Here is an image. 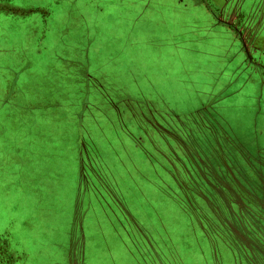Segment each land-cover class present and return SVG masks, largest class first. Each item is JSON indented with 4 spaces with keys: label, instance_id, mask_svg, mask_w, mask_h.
I'll return each mask as SVG.
<instances>
[{
    "label": "rangeland",
    "instance_id": "obj_1",
    "mask_svg": "<svg viewBox=\"0 0 264 264\" xmlns=\"http://www.w3.org/2000/svg\"><path fill=\"white\" fill-rule=\"evenodd\" d=\"M202 1L210 2L214 7H222V11H225L227 17L232 20L234 30L242 34L246 43H252L251 39L258 34L261 27H257L258 24L255 23L256 15L262 12L264 17V4H260L264 0ZM121 3L123 2L116 4ZM105 5V14L95 26L99 40L93 43L89 56H86L85 51L81 52L82 49L76 48L73 50L72 57L60 58L62 61L58 62L55 70L47 74L51 81L52 79L58 81V87L52 88V83H49L50 85H45L46 87L39 91L37 87L41 84L43 74L39 76L36 73L35 77V92H40V103L37 99L35 100L36 104L39 103L35 111L37 118H39L38 109H43L45 113L47 108L54 106L52 102L55 96L63 93L67 98L66 103L56 104V112H71L73 144L78 146L86 144L90 151L83 153V162H86L83 166L86 168L82 170L81 185H77L83 196L78 221L85 222L86 225L84 230L87 236L85 249L87 264L93 262L95 264H113V262L135 264L136 261L138 264H177L178 262L184 264H264V216L256 217L253 212L254 209L264 211V197L256 194L259 196V199H256L254 195L246 191L242 184H236V176H240L245 169L235 167L234 162L238 164L237 160L232 154H225L224 146L220 144L219 138L206 136L209 130H214L210 129V125L212 126L215 121L212 123L202 113H190L192 106H188L189 110L181 109V112L177 113L170 109L167 111L161 102L159 76L155 78L157 82L154 83V87H150L148 83L147 85L145 83L146 78L149 82V74L144 72L137 74L135 71L136 57L111 56L110 42L120 36V31L123 32L122 36L125 38L124 33H128L129 28L126 21L130 19L127 15V5H119V8H116L115 4L107 0H105ZM120 11L122 16L117 22L115 15ZM261 18L262 15L259 19ZM124 43V46H127V41ZM158 43L161 45L160 41ZM101 49H104L103 52L106 53V60L104 59L106 68L99 67L102 58L97 52ZM15 50L7 48L4 51V45L0 47L2 51L0 54V130L4 131V136L0 135V160L3 165V168H0V190L4 188V204L0 199V208L4 206L5 210L14 215L18 208L23 205L26 209L28 204L23 203L22 196H19L20 192L16 193L14 187L21 170V165L17 163L19 159L16 158L15 142L18 139L15 137L14 128L19 127L23 135L28 132L27 122L31 125L32 118L29 113H25V110L32 113L33 105L26 104V102L31 99L34 92L32 88H25L24 91L19 88L20 83L21 87L24 86L22 80L25 85L32 87L33 80L25 78L17 83L19 71L9 66V62H13L16 58ZM66 59L68 62L65 63ZM112 59H115L116 64ZM162 59L166 60V58ZM69 62L89 63L91 71L88 72L85 67L77 69L76 65L71 63L72 66H70ZM155 62L151 64L156 66L161 64ZM6 64L8 67L5 66ZM112 64L117 66L110 67ZM14 66L17 68L16 65ZM11 69L14 72H11ZM173 86L176 84L173 83ZM18 91L23 94H21L22 103L17 99L12 100L20 97ZM186 99V97L183 98L181 103L177 99L175 103L179 108H183L186 105L184 104ZM172 109L177 108L172 107ZM51 111L52 109L47 111L43 122L40 117L42 126L36 129V134L40 130L42 135L49 136L50 133L46 127L55 128L56 124L58 128L55 129H62L61 124L53 119L58 114ZM179 113L184 115L182 120L176 116ZM23 116L26 121L22 118ZM62 124L66 125L65 121H62ZM259 126L263 133L259 136V143L264 147V121H259ZM84 128H88V132H84L85 136H81L80 133ZM101 128H109L110 142L113 144H107L106 138L98 137L97 133L90 132V130ZM46 139L48 138L41 137V140ZM3 140L4 148L2 147ZM100 146H107L106 150H110L111 153L106 155L98 151ZM26 156L28 161H32L30 154ZM116 156L119 157L117 164H121L122 168L112 167L110 160ZM75 157L74 153L71 156L68 155V160L75 162ZM13 175L17 178L13 179ZM120 175L123 180L130 181L129 191L128 185L120 180ZM39 176L43 182L46 180L41 174ZM12 180L15 182L12 183ZM64 181L63 190L58 195L55 193L54 196L56 195L55 198L59 195L66 196L68 200L64 202L63 207H67L71 199L73 205L76 202V188L73 187L75 181L67 178ZM22 183L23 181L17 185L18 188H21ZM70 192L72 198L68 196ZM134 194L140 200L136 202L137 205L132 199ZM89 195L90 198L87 199ZM142 209L148 210L149 213L152 212L156 218L163 221V224L168 225L170 230L176 224L183 229H190L193 235L194 229L197 230L198 235H201L200 230H205L206 235L209 236L204 237L207 239L206 242L200 241L203 250H199L196 246L194 248L184 238H174L173 241L163 243L158 233L160 231L157 232L158 229H154L145 220L140 212ZM63 214V223L56 227L54 233L62 237V244L67 246L71 229V212L64 211ZM106 216H109L110 220ZM5 224H7L6 218L0 221V229H3ZM113 227L121 229L117 230L119 233L126 228L135 236L138 243L136 248L138 255L136 254L137 258L134 261L131 260L136 253L134 248L130 249L134 252L131 257L128 252H123L122 242L117 238L121 234L114 235ZM96 228L101 235L104 232L107 246L112 247L113 256H110L107 249L105 251L102 248L94 249L93 238L97 231ZM78 231H83L80 226ZM122 233L124 240L127 241L128 238L124 231ZM29 237L30 241L26 246L34 251L37 245H40L42 235L33 233ZM127 244L132 247L130 242ZM53 246L55 247L56 244ZM101 246L102 243H100ZM125 248L129 249L128 246ZM53 252L54 249L51 253ZM95 252H98L99 257L92 261L90 254L96 255ZM39 255L41 257L40 253ZM204 257L207 258L206 261Z\"/></svg>",
    "mask_w": 264,
    "mask_h": 264
},
{
    "label": "crops",
    "instance_id": "obj_2",
    "mask_svg": "<svg viewBox=\"0 0 264 264\" xmlns=\"http://www.w3.org/2000/svg\"><path fill=\"white\" fill-rule=\"evenodd\" d=\"M120 1L123 3L119 5L128 6L127 15L130 20L126 23L129 28L128 33H124L125 38L122 36L123 32L120 31V36L110 42L111 56L136 57L135 71L137 74L143 72L149 74V82L146 78L145 83L146 85L148 83L150 87H154V83L157 82L155 78L159 76L161 102L167 111L170 109L177 113L181 112V109L189 110L188 106H192L190 113H202L211 122L215 121L212 126L210 125V129L214 130H209L206 136L219 138L220 144L224 146L225 154H232L237 160L238 164L234 162L235 167L245 169L240 176H236V184H242L246 191L254 195L256 199H259L256 194L264 197V147L259 143V136L263 134L260 131L259 121H264L263 13L259 12L256 15L255 23L258 24L257 27L261 26L260 31L251 39L252 43L248 44L242 38V34L234 30L232 20L227 17L225 11H222V7L211 6L210 2L202 0H107L115 4L116 8H119L116 3ZM261 3L264 4V2ZM105 8V0H0V47L4 45V51L7 48L16 49L14 54L16 58L13 62H9V66L19 71L17 83L27 78L32 79L31 84H34L28 87L29 85H25L22 80L24 86L21 87V83L20 86L18 85L22 91L25 88H32L34 91H32L31 99L29 98L30 100L26 102V104L33 105L32 113L25 110V113L31 115L32 124L29 125L30 123L27 122L28 132L24 135L19 127L14 128L15 137L18 139L15 142L16 158L19 159L17 163L21 165V170L18 178L14 175L12 178H17L14 184L16 193L20 192L19 196H22L23 203L28 204L26 209L23 205L18 208L16 215L5 210L4 206L0 208V221L7 219V224L0 229V264H87L85 252L87 236L84 230L86 225L85 222L78 221L83 196L77 185L81 183L82 170L86 168L83 166L85 162H83V153H89V148L86 144L82 146L73 144L71 112H56V104L66 103L67 98L63 93L55 96L52 102L54 106L47 108L45 113L43 109H38L39 118L35 111L40 103L39 91L45 88V85H50L49 83H52V88L58 87V81L55 79L51 81L47 74L55 70L58 62L62 61L60 58L72 57L73 50L76 48L82 49L81 52L85 51L86 56H89L93 43L99 40L95 26L105 14ZM260 15H262L261 20ZM115 16L118 22L122 12L120 11ZM137 34L139 36H136ZM125 41H127V46H124ZM103 50L97 52L102 58L99 65L101 68L106 66V53ZM112 61L116 62L115 59ZM154 61L156 64H161L152 65ZM64 62H68L67 59ZM69 63L72 66V62ZM72 64L76 65L77 69L85 67L88 72L91 71L89 63ZM115 64L110 67L115 68L117 66ZM14 65L17 68H14ZM5 66L8 67L7 64ZM12 69L10 71L14 72ZM36 73L39 76L43 74L41 84L37 87L38 90L40 89L38 93L35 92ZM173 83L176 86H173ZM102 87L106 86L102 85ZM17 93H20V97L12 100L17 99L22 103V93L19 91ZM185 97L187 99L184 104L187 107L184 105L183 108H179L175 100L178 99L181 103ZM36 99L39 101L38 104H36ZM50 109L58 114L53 119L61 124L62 129H55L58 128L56 124L55 128L46 127L50 133L49 136L42 135L40 130L36 134V129L42 126L40 117L43 122V118ZM176 116L180 120L184 117L181 113ZM22 118L24 119V116ZM67 119L68 122H66ZM62 121H65L66 125L62 124ZM108 129L101 128L90 130V132L97 133L98 137L106 138L107 144H113L110 142ZM1 131L0 135L4 136V131L3 133ZM84 132H88V128H84L80 135H84ZM41 137L48 139L41 140ZM2 145L4 148V140ZM106 148L107 146H102L98 151L106 155L111 153ZM25 153L30 154L32 161H28ZM73 153L76 156L75 162L68 160V155L71 156ZM113 153L115 154L114 151ZM117 160L119 161L118 156L110 160L112 167L122 168L121 164H117ZM0 168H3L1 160ZM40 174L43 179H46L44 182ZM66 178L75 181L73 187L76 188V202L73 205L71 199L70 204L63 207L64 202L68 200L66 196L61 194L62 196L55 198L54 194L58 195L63 190ZM120 180L128 185L129 191L130 181L123 180L121 175ZM21 181H23L21 188H18L17 185ZM14 182L15 180H12V183ZM70 195L71 192L68 196L72 198ZM89 198L90 195L87 199ZM0 199L4 204V188L0 190ZM132 199L137 205L139 198L134 194ZM64 211L71 212V229L67 246L62 244V237L54 233L56 227L63 223ZM140 212L154 229H158L157 232L160 231L158 233L163 243L173 241L174 238L185 239L184 233L190 232V229H183L178 224L170 230L168 225L163 224V221L156 218L152 212L149 213L145 209ZM253 212L256 217L264 216V211L254 209ZM106 217L110 220L109 216ZM79 226L82 232H77ZM115 229V227L112 229L114 235L121 234L117 237L124 247L121 250L128 252L131 257L134 252L130 249L134 248L136 252L138 246L135 236L130 230L124 228L122 231L128 238L125 241L122 231L119 233L117 231L119 228ZM186 229H188L187 232ZM96 230L93 238L94 249L102 248L104 251L107 249L110 256H113L112 247L107 246L104 232L101 235L97 228ZM205 232V230H200L201 235H198L197 230L194 229V235L187 234L192 236L194 248L196 246L199 250H203L200 241L206 242L207 239L204 237L209 236ZM33 233L42 235L40 245H37L34 251L26 246L30 241L29 235L32 236ZM112 237L115 238V236ZM127 242H130L132 247ZM100 243H102L101 247ZM53 244L56 246L54 247ZM51 248L54 249L53 253H51L52 250L50 251ZM95 253L96 255L90 254V260L93 261L94 258L99 257L98 252ZM136 254L137 252L134 258L130 259L134 261L137 258ZM204 258L206 261L207 258ZM113 264L116 263L113 262ZM135 264L138 262L136 261Z\"/></svg>",
    "mask_w": 264,
    "mask_h": 264
},
{
    "label": "trees",
    "instance_id": "obj_3",
    "mask_svg": "<svg viewBox=\"0 0 264 264\" xmlns=\"http://www.w3.org/2000/svg\"><path fill=\"white\" fill-rule=\"evenodd\" d=\"M188 231V230H187ZM186 231V232H187ZM190 233V232H187V233H184V236H185V239L187 242H189V244L192 245V236H188L187 234Z\"/></svg>",
    "mask_w": 264,
    "mask_h": 264
}]
</instances>
